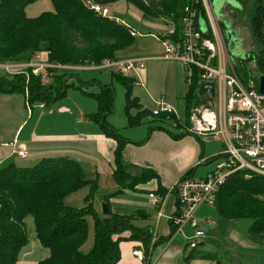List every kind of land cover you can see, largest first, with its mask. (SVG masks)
<instances>
[{"label":"trees","instance_id":"1","mask_svg":"<svg viewBox=\"0 0 264 264\" xmlns=\"http://www.w3.org/2000/svg\"><path fill=\"white\" fill-rule=\"evenodd\" d=\"M35 1L0 0V62H28L44 51L49 63L98 65L104 59H122L124 50L134 42L127 26L96 13L86 0H50L51 10L29 17L25 7ZM90 1L107 7L117 0ZM125 1L137 7L145 19L172 22L177 34L183 9L190 4V0ZM247 14L256 46L245 56L233 59L243 81L249 78L245 70L249 62L258 73L264 74V0H252ZM73 71L75 69H52L54 75L48 86L41 85L40 78L31 75L27 101L45 105L64 96L69 84L67 79ZM116 76L126 87L125 111L128 113L131 107L138 105L130 95L132 80ZM8 92L24 93L22 75L0 76V93ZM200 92L194 71L186 95L187 117L190 108L199 102ZM113 95L109 85H101V90L94 95L98 110L90 116L99 123L105 136L116 140L113 177L123 187L158 178L153 170L145 168H136L137 172L132 174L130 169L135 167L122 163L126 140L105 120L112 111ZM160 115L172 117V114ZM128 120L130 122L131 118ZM184 175L193 176V172L189 170ZM85 186L89 187V193L84 197V206L76 208L66 204L67 195ZM96 191V178H87L81 164L67 156L42 158L32 166H21L12 160L1 165L0 264H16L20 250L28 242L24 224L27 216L33 219L39 244L49 251L48 256L36 264H114L119 258L118 243L123 239L139 240L144 249V264H149V231L134 226L126 215L109 210L107 214L98 215L91 204ZM108 197L103 196L107 206ZM214 207L222 220L249 221L247 239L264 246V177L245 179L239 173L232 174L218 191ZM87 215L93 221V247L89 253H82L80 247L88 235ZM123 232H129V236H122ZM192 256L211 259L215 264H229L216 255L196 252Z\"/></svg>","mask_w":264,"mask_h":264},{"label":"crops","instance_id":"2","mask_svg":"<svg viewBox=\"0 0 264 264\" xmlns=\"http://www.w3.org/2000/svg\"><path fill=\"white\" fill-rule=\"evenodd\" d=\"M212 3L215 13L221 19L224 33L227 29L231 30L236 38L232 45L236 55H230L231 58L244 54L241 50L243 25L238 24L231 15L240 11L243 4L245 7L246 0H212ZM44 5L51 6V2L46 0ZM105 8L108 17L135 32L134 42L124 50L122 59H141L143 67H134L126 74L109 69L83 67L82 70L105 72L82 81L84 86L91 83L93 89L97 90L91 93L81 90L83 95L94 100H89L85 107H77L76 113L81 117L74 121L65 116L71 113L70 107L65 105H57L44 112L42 108L46 105L40 107V103L39 106L37 103L30 104L24 93H0V166L11 160L16 163L30 160L35 164L42 158L67 156L78 161L84 173L85 170L94 173L97 188L100 186L99 181L107 179L108 185L105 186L113 185L116 188L112 193L104 194L110 196L108 210L128 216L134 226L146 228L150 233L149 264H215L211 259L192 256L196 252L216 255L229 264H241L239 255L244 259L247 257L252 264H260L263 255L254 252L261 251L263 254L264 250L259 249L262 245L249 241L245 236L241 237L238 232L231 234L234 240H238L235 247L231 252L226 251L222 236L228 227V221L219 218L214 205H201L195 213L198 219L209 220L212 224H204L205 235L194 249L189 248L187 243L193 230L183 227L180 232H176L170 224L169 217L177 211L176 197L171 188L187 171L191 170L194 175L198 172L197 167L213 160L217 154L210 144L213 137L196 136L186 131V95L189 84L185 79L184 67L176 60L159 59L163 49L156 36L166 37L164 32L169 22L145 19L137 7L125 0H117ZM200 27L204 25L200 23ZM39 54L41 60H47L46 52ZM117 74L132 80L130 95L138 105L131 107L128 113L125 111L126 87ZM1 75L6 74L2 71ZM101 85H109L114 92L112 111L106 115L105 120L126 140L122 149V163L135 167L130 169L132 174L137 172L136 168H145L153 170L158 178L136 183L132 187H123L113 177L116 140L105 136L99 123L90 117L98 110L94 95L101 90ZM80 101L88 102L83 98ZM160 101L174 108L172 117L152 114ZM182 103L183 120L178 115ZM33 105L35 108L31 109ZM170 121L179 128L177 132L171 131L170 126L166 127ZM75 127H81V130L78 131ZM18 146L27 151L26 158L21 159L14 154ZM104 176L106 177L103 179ZM138 192L141 198L137 197ZM149 193L155 195L154 202L148 197ZM24 224L28 242L20 250L16 264H36L46 258L49 251L39 244L31 216L25 217ZM122 236H129V232H123ZM115 237L114 235L113 238ZM248 248L251 250H247ZM135 249L141 251L142 258L132 254ZM118 255L114 264H144V249L139 240L120 241Z\"/></svg>","mask_w":264,"mask_h":264},{"label":"built area","instance_id":"3","mask_svg":"<svg viewBox=\"0 0 264 264\" xmlns=\"http://www.w3.org/2000/svg\"><path fill=\"white\" fill-rule=\"evenodd\" d=\"M86 4L96 13L106 15V9L90 0ZM212 0H190L184 7L180 32L177 34L172 22L166 27V37L156 38L162 45L159 59L180 62L186 74V81L194 71L200 87L208 82L213 93L201 89L199 102L190 108L186 131L197 136L217 134L222 141V149L214 158V167L202 178L182 175L173 184L171 190L177 201V211L169 217L176 232L190 227L193 234L187 239L189 248L194 249L205 235L204 224L209 220L196 217L201 205H214L216 196L227 178L239 173L245 179L253 176L264 177V93L259 91V76L248 69L249 78L243 81L234 67L226 41L220 27V18L214 12ZM203 17L204 28L200 27L198 17ZM117 21V20H116ZM135 36L132 29H128ZM109 69L126 74L134 67H143L141 59L127 58L105 59L98 65L67 66L41 60L37 53L28 62H0V69L8 76L24 77V95L28 99L30 77L52 72V69ZM251 73V75H250ZM28 102V101H27ZM40 106H43L40 103ZM174 108L163 101L152 110L153 115L174 114ZM14 154L23 159L27 151L20 146ZM155 195L148 197L154 202ZM132 254L142 258L139 249Z\"/></svg>","mask_w":264,"mask_h":264},{"label":"rangeland","instance_id":"4","mask_svg":"<svg viewBox=\"0 0 264 264\" xmlns=\"http://www.w3.org/2000/svg\"><path fill=\"white\" fill-rule=\"evenodd\" d=\"M44 1H46V0H40V1L38 0L35 3H31L30 5H27L25 7L26 15L35 16L44 10H51L52 4H51V6H47V5L45 6ZM251 2H252V0H246L245 7L243 4V8L240 9V11L238 10L235 13H233L234 15H231L232 19H234L236 22H238V24L243 25V29L241 31L243 33V34H241V37H242L241 50L243 51L244 55H246L247 52H249L250 50H252L256 46L255 41H253L254 39L252 37L251 29L249 27L248 20H247L248 19V14H247V8L248 7L247 6H249ZM230 13L231 12H229L228 15H230ZM220 27H221L222 33L224 35L225 33H224V30L222 29L221 22H220ZM224 40L226 41V36L224 37ZM241 57H243V56H241ZM110 60H116V59H110ZM102 61H101V63H102ZM76 66H78V65H76ZM248 69H251L252 72H254V73H258L252 62H249L246 65L245 70H247V72H248ZM2 71H3V69H0V73ZM103 72H105V71H103V70H101V71H99V70H86V69L73 71L72 75H70L67 79V82L69 84L65 90L64 96L58 98L56 102H49V103L45 104L46 105L45 107L40 106V107H44V108H42V111L45 112V111H47V110H49L52 107L57 106V105H65L67 107H70L69 109L71 111L70 114L65 115V116H67L68 119L70 117V120L74 121L75 119H77V117H81V116H78V114L76 113L77 109H78L77 107H79L80 105L85 107V105L89 103V100L90 101L94 100V99H90L87 96L83 95L81 93L82 92L81 90L89 92V93L96 92V90H97V89H93V84H91V83L84 86V84H82V81L87 80V79H91L93 77H98V74L103 73ZM53 75H54L53 72L47 73L46 75L44 74L43 78L40 79L39 83L41 85L48 86L52 82ZM115 86H117V82H115ZM118 86L121 87L120 84ZM28 96H29V91H28ZM80 98L88 100V102L86 101L87 103L86 102L84 103V102L80 101ZM37 104H35V105H37ZM35 105H33L31 109L35 108L34 107ZM38 106H39V104H38ZM182 106H183V103L181 104L180 109H178V111H179L178 115L183 120L184 114H183V110H182L183 107ZM118 110H119V107H118ZM114 113H115V111L112 114L114 115ZM115 119H116V117H115ZM174 124L175 123L173 121H170V123L167 124L166 127L170 126L169 128H171V131L177 132L179 130V128H176ZM74 129H77L78 131H80L81 127H75ZM169 135H171V134H169ZM204 136H206V135H204ZM208 137H213L212 138L213 142H210V144L214 146L215 153H218L222 149V141H221L220 136L217 134H210V135H208ZM17 163L21 164V166H32L34 164L30 160H25V161H21V162H17ZM213 167H214V161L211 160L206 165H201V166L197 167L198 172H195L193 175L194 177L193 176L192 177L193 178H199V177L202 178L207 173L206 171L207 170L210 171ZM85 175L89 179H93L95 176L94 173L88 172L86 170H85ZM105 177L106 176H104L103 179ZM108 180L110 183V179H108ZM99 183H100L99 188H97V191L94 194H92L91 204H92L93 208L95 209V211L98 213V215H102L103 214V203H104V201H103L104 199H103L102 195L110 193V192L112 193L113 192L112 190H114L116 188H113L114 187L113 185H112V187L111 186H105V185H108L107 179H106V181H104V180L99 181ZM88 193H89V187L85 186V187L67 195L65 197V202H66V204H68L72 207L80 208V207L84 206V201H85L84 197ZM137 197L138 198L142 197L141 194H139V192L137 194ZM210 206H213V205H210ZM86 218L88 220V235H87V239L85 240V242L80 247V250L82 253H89L93 247V221H92V217L90 215H87ZM248 225H249V221H247V220H240V221L231 220L228 222V227L225 229L224 234L222 236V242H223L222 244L224 245L226 251L231 252L233 250V248L235 247V243H237V241H238V240H234L231 237L232 233L238 232L241 237L245 236V238H247L246 237V231H247ZM262 246H260L259 249L264 250L263 249L264 247L262 248ZM247 250H251V248H248ZM254 253L255 254L258 253L260 255H263L260 264H264V251H263V254L261 251L254 252ZM239 257L241 259V264H252V261H249L247 257L245 259L240 255H239ZM251 257H253V256H251ZM255 260H257V259H255Z\"/></svg>","mask_w":264,"mask_h":264},{"label":"water","instance_id":"5","mask_svg":"<svg viewBox=\"0 0 264 264\" xmlns=\"http://www.w3.org/2000/svg\"><path fill=\"white\" fill-rule=\"evenodd\" d=\"M214 12H215V10H214ZM200 23H202V21ZM202 24L204 25V23H202ZM201 28H204V27H201ZM226 33L229 35V40L227 43V50L231 56L236 55V53L232 50L233 42L236 41L234 34L231 30H228V29L226 30ZM250 75H251V73H250ZM201 89L203 91L209 90L210 93H213V86L211 83H208V82L203 83L201 85ZM259 91L261 93H264V75L259 76ZM107 212H108L107 204L104 202L103 203V213L107 214Z\"/></svg>","mask_w":264,"mask_h":264},{"label":"bare ground","instance_id":"6","mask_svg":"<svg viewBox=\"0 0 264 264\" xmlns=\"http://www.w3.org/2000/svg\"><path fill=\"white\" fill-rule=\"evenodd\" d=\"M104 8H105V7H104ZM105 9H106V8H105ZM104 16H107V10H106V15H104ZM183 16H184V9H183ZM183 16H182V17H183ZM201 21H202V23L204 22L202 16L198 17V23H199V24H200Z\"/></svg>","mask_w":264,"mask_h":264},{"label":"flooded vegetation","instance_id":"7","mask_svg":"<svg viewBox=\"0 0 264 264\" xmlns=\"http://www.w3.org/2000/svg\"><path fill=\"white\" fill-rule=\"evenodd\" d=\"M225 36H226V45L228 43V40H229V35L225 33ZM236 39V38H235ZM241 56H245L244 54L240 55V56H236V58H240Z\"/></svg>","mask_w":264,"mask_h":264}]
</instances>
